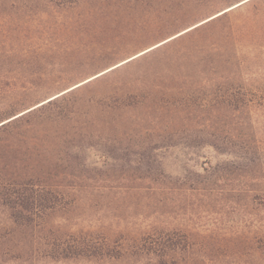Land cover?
I'll return each instance as SVG.
<instances>
[{
	"label": "rangeland",
	"instance_id": "1",
	"mask_svg": "<svg viewBox=\"0 0 264 264\" xmlns=\"http://www.w3.org/2000/svg\"><path fill=\"white\" fill-rule=\"evenodd\" d=\"M239 1L14 0L21 10L4 43L0 33L13 54L0 105L25 97L12 118L66 92L0 132V171L35 178L67 203L43 234L167 230L187 234L194 253L203 235L250 234L246 201L225 197L245 181L246 162L235 158L233 170L208 144L222 126L246 135L256 126L250 140L264 141V108L230 102L264 96V0L202 24ZM210 175L212 195L189 188H209ZM7 223L0 204V228ZM146 256L49 264H150Z\"/></svg>",
	"mask_w": 264,
	"mask_h": 264
},
{
	"label": "trees",
	"instance_id": "2",
	"mask_svg": "<svg viewBox=\"0 0 264 264\" xmlns=\"http://www.w3.org/2000/svg\"><path fill=\"white\" fill-rule=\"evenodd\" d=\"M13 3L14 0H0V33L3 43L10 31L9 20L13 8L21 10V8L14 7ZM239 5L213 16L202 24ZM12 55L7 47L3 44L0 45V92L4 86L10 84V81L5 77L10 71L9 59ZM16 64L19 68L18 62ZM64 93L12 118L9 115L14 114L16 110L25 105L23 102L25 97L1 104L0 119L3 121L0 122V132H6L8 128L14 126L19 118L45 103L58 99ZM26 94L23 93L27 97ZM230 102L245 104L250 111L253 106L257 107L256 104H259L260 108H264V96L247 100L230 97ZM249 122L251 123V121ZM243 129L244 126L236 133L233 128L222 126L219 130L210 133L214 136V140L208 145L212 146L216 152L233 158L228 161L233 170L240 168L234 166L235 158L246 162L242 168L245 169L247 175H242L246 178L245 181H240L238 186L225 190V197H232L229 201L234 199L246 201L242 206H238L249 209L246 213L249 214L251 221L250 234L245 235L238 232L233 235L226 233L217 234L220 236H213L216 234L203 235L200 239L202 249L200 253H194L195 242L187 234L167 230L155 231L152 229L147 233L140 232L138 236L122 238H115L110 232H100L97 235L96 233H83L78 236L63 232L46 235L43 234V231L50 230L47 227L46 218L67 203L61 199V195L59 198L56 193L34 182L37 181L35 178L16 180L12 174L0 171V204L6 209L9 221V224H4L0 228V264H49L72 258H107L110 260L123 256L146 255L150 264H176V259L180 255L185 258L178 261L179 264H264V226L262 229L260 228L262 223L260 221H264V141L261 139L250 140L249 137H256V126L249 125L251 132L248 135L243 132ZM208 167L211 170V167ZM212 170L211 172L214 173L222 172L217 175V178H226V173H228L225 166H216ZM211 178L212 175L205 178V181H211L209 188H205V186H189V188L195 189L196 192L202 189L203 195H212L215 191L213 187L215 182ZM222 191L223 189L220 188L217 192L222 194ZM19 235L21 238L18 237ZM210 245L215 246L217 252H213L212 248L209 249ZM227 245H244L247 252L231 254L227 250ZM243 255L247 256L249 262L242 259ZM250 257L251 260H249Z\"/></svg>",
	"mask_w": 264,
	"mask_h": 264
},
{
	"label": "water",
	"instance_id": "3",
	"mask_svg": "<svg viewBox=\"0 0 264 264\" xmlns=\"http://www.w3.org/2000/svg\"><path fill=\"white\" fill-rule=\"evenodd\" d=\"M246 1H248V0H242V1H239V3H237L235 6H237V5H239V4H242V3L246 2ZM230 8H231V7H230ZM230 8H228V9H230ZM228 9L222 11L221 13L227 11Z\"/></svg>",
	"mask_w": 264,
	"mask_h": 264
}]
</instances>
